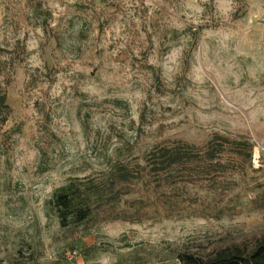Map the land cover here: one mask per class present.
<instances>
[{
  "label": "rangeland",
  "instance_id": "1",
  "mask_svg": "<svg viewBox=\"0 0 264 264\" xmlns=\"http://www.w3.org/2000/svg\"><path fill=\"white\" fill-rule=\"evenodd\" d=\"M0 58L11 108L0 123L1 264H179L178 250L264 230V0H0ZM214 133L254 144L224 196L186 185L199 202L169 217L155 202L141 222L86 230L61 228L46 206L108 158Z\"/></svg>",
  "mask_w": 264,
  "mask_h": 264
},
{
  "label": "trees",
  "instance_id": "2",
  "mask_svg": "<svg viewBox=\"0 0 264 264\" xmlns=\"http://www.w3.org/2000/svg\"><path fill=\"white\" fill-rule=\"evenodd\" d=\"M5 65L0 58V74ZM5 76L0 80L1 124L11 110ZM141 120L144 121V114ZM253 150L250 140L219 133L203 144L181 138L162 139L141 158H108L100 176L70 177L53 190L46 206L54 212L61 228L83 230L112 220L141 222L148 215L146 209L155 202L160 203L164 216L169 217L179 208L180 201L199 202V197L184 190L186 185L205 184L210 192L224 196L235 185L231 176L252 166ZM135 193L140 196L126 198ZM258 198L257 208H264V191ZM176 259L179 264H264V230L244 234L209 251L178 250ZM11 264L39 263L19 258Z\"/></svg>",
  "mask_w": 264,
  "mask_h": 264
},
{
  "label": "built area",
  "instance_id": "3",
  "mask_svg": "<svg viewBox=\"0 0 264 264\" xmlns=\"http://www.w3.org/2000/svg\"><path fill=\"white\" fill-rule=\"evenodd\" d=\"M76 251L72 250V251H68L67 252V261L71 262L73 260V258L76 256Z\"/></svg>",
  "mask_w": 264,
  "mask_h": 264
},
{
  "label": "crops",
  "instance_id": "4",
  "mask_svg": "<svg viewBox=\"0 0 264 264\" xmlns=\"http://www.w3.org/2000/svg\"><path fill=\"white\" fill-rule=\"evenodd\" d=\"M68 262V261H67Z\"/></svg>",
  "mask_w": 264,
  "mask_h": 264
}]
</instances>
